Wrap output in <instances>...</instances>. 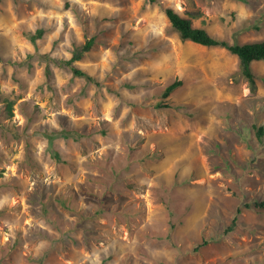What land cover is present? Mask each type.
Returning <instances> with one entry per match:
<instances>
[{
	"label": "rangeland",
	"instance_id": "rangeland-1",
	"mask_svg": "<svg viewBox=\"0 0 264 264\" xmlns=\"http://www.w3.org/2000/svg\"><path fill=\"white\" fill-rule=\"evenodd\" d=\"M167 7L264 40V0H0V264H264V61Z\"/></svg>",
	"mask_w": 264,
	"mask_h": 264
},
{
	"label": "trees",
	"instance_id": "trees-1",
	"mask_svg": "<svg viewBox=\"0 0 264 264\" xmlns=\"http://www.w3.org/2000/svg\"><path fill=\"white\" fill-rule=\"evenodd\" d=\"M165 12L172 25L179 31L183 39H189L206 46L225 47L232 53L236 54L240 60L241 74L249 81L251 89L253 91L256 90L257 82L252 68V63L255 60L264 61V40H255L245 43H230L226 39L212 35L207 29L203 27L195 26L190 18L183 16L177 9L173 7H167ZM44 32V29H39V37H41ZM94 43L95 37L87 39L81 48L77 49L69 59H66V63L72 68L76 75L84 76L90 80H95V78L82 67L77 65L75 61L81 59L84 53L93 47ZM182 83L183 81L181 79H177L170 83L164 91V96H169L171 92H173ZM258 131L259 134L262 135L264 133V127H259ZM256 205L259 207H264V200L256 202ZM237 218L238 217H235L233 225H235ZM233 225L228 227L226 231L233 229ZM206 242L207 241H204L203 244ZM203 244H200L199 247Z\"/></svg>",
	"mask_w": 264,
	"mask_h": 264
}]
</instances>
